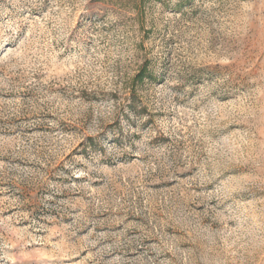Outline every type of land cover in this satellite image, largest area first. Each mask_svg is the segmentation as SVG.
I'll use <instances>...</instances> for the list:
<instances>
[{
    "label": "rangeland",
    "instance_id": "374dc122",
    "mask_svg": "<svg viewBox=\"0 0 264 264\" xmlns=\"http://www.w3.org/2000/svg\"><path fill=\"white\" fill-rule=\"evenodd\" d=\"M0 264H264V0H0Z\"/></svg>",
    "mask_w": 264,
    "mask_h": 264
}]
</instances>
